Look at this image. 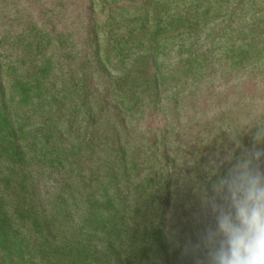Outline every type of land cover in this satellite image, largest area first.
Masks as SVG:
<instances>
[{
    "label": "trees",
    "instance_id": "obj_1",
    "mask_svg": "<svg viewBox=\"0 0 264 264\" xmlns=\"http://www.w3.org/2000/svg\"><path fill=\"white\" fill-rule=\"evenodd\" d=\"M39 3L0 0V264H202L207 169L264 118V0H74L75 32Z\"/></svg>",
    "mask_w": 264,
    "mask_h": 264
},
{
    "label": "clouds",
    "instance_id": "obj_2",
    "mask_svg": "<svg viewBox=\"0 0 264 264\" xmlns=\"http://www.w3.org/2000/svg\"><path fill=\"white\" fill-rule=\"evenodd\" d=\"M245 132L251 148L241 142ZM225 133L228 144L207 169L210 190H200L214 223L195 248L202 264H264V118H246Z\"/></svg>",
    "mask_w": 264,
    "mask_h": 264
},
{
    "label": "rangeland",
    "instance_id": "obj_3",
    "mask_svg": "<svg viewBox=\"0 0 264 264\" xmlns=\"http://www.w3.org/2000/svg\"><path fill=\"white\" fill-rule=\"evenodd\" d=\"M41 1L42 0H40V3H39V5L38 6H33V14H34V16H35V18L38 16L37 15V13L39 12L38 10L39 9H44L45 7H46V5H50V2L49 1H47L46 2V5H42L41 4ZM74 2V0H66V4H68L69 5V7H68V12L67 13H65V12H63V14H65V15H67L68 16V20H69V24H68V28H69V32H72V31H76V28H79V23L78 24H75L74 26H73V24L72 23H76L77 22V20L75 19L76 18V15H78V13L79 12H77L76 11V9H75V7L74 6H70L71 5V3H73ZM45 2H43V4H44ZM26 6H28V4L26 3ZM66 26H61V28H59V29H64ZM72 30V31H71ZM76 42L78 43V45H81V41H79V38H78V36L76 37ZM220 84V83H219ZM212 99H213V97H212V87H209L208 89H204V94L200 97V99H199V102H200V106H202V102H204V101H208V104L210 105L211 104V106L209 107V108H203L204 109V111L206 112V113H208V115L209 116H211V114H212ZM192 115V112H190L187 116H181V119H180V121L181 122H186L187 121V119L190 117ZM150 122H151V120L150 121H148L147 123H146V125H144V127L145 126H147L148 124L149 125H152V122H151V124H150ZM196 123L197 122H195L194 123V125H196Z\"/></svg>",
    "mask_w": 264,
    "mask_h": 264
}]
</instances>
